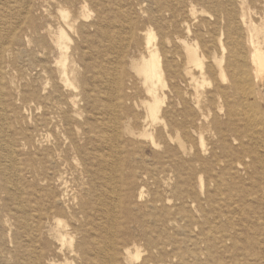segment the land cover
I'll list each match as a JSON object with an SVG mask.
<instances>
[{
	"label": "bare ground",
	"instance_id": "bare-ground-1",
	"mask_svg": "<svg viewBox=\"0 0 264 264\" xmlns=\"http://www.w3.org/2000/svg\"><path fill=\"white\" fill-rule=\"evenodd\" d=\"M52 1L56 30L38 40L40 51L37 29L18 15L11 36H0V76L8 43L12 65L26 63L25 85L12 92L40 113L21 133L30 153L15 152L8 168L0 162V210L14 205L15 225H27L22 256L29 264H264V214L256 209L264 205V0H195L208 10L200 13L190 0H136L145 30L125 9L128 0ZM200 14L205 31H193ZM69 33L78 39L74 55ZM137 34L142 47L126 73V48L140 45ZM50 41L59 53L54 71ZM4 97L0 87L9 108ZM79 132L84 153L68 177L62 145L49 142L74 148ZM40 139L42 187L30 186L23 202L19 166L23 157L33 164ZM129 145L139 146L137 160ZM232 199L241 207L232 209ZM100 217L121 229L104 244L92 225ZM9 221L0 218L2 264L13 263Z\"/></svg>",
	"mask_w": 264,
	"mask_h": 264
},
{
	"label": "rangeland",
	"instance_id": "rangeland-1",
	"mask_svg": "<svg viewBox=\"0 0 264 264\" xmlns=\"http://www.w3.org/2000/svg\"><path fill=\"white\" fill-rule=\"evenodd\" d=\"M135 2V3H134ZM190 2H192V5L195 7L196 11L198 13H200L202 10L205 12H208V10L206 9V7H204L203 5L200 4H196L195 0H190ZM186 4V3H185ZM125 9L129 12V15L131 17H133V19L136 20L139 28L141 30H145V28L147 27V24H144V17L139 15V6L137 4L136 0H128L127 3H125ZM138 7V8H137ZM60 8L62 10H68L71 9L75 12H78V6H75V8H66L65 6L60 5ZM89 14L91 15L90 18H93V16L95 15V8L89 6ZM57 4L56 1H52V0H0V36L1 35H5V39L9 38L11 35H8L10 28H12V25L15 26L16 22L18 21V18L14 17L15 15L19 16V20H21V18H23V23L26 25L30 22H32L33 26L35 27V33L32 34L33 38L37 40V46L34 45V49L35 51H40L41 50V45L38 42V40L40 39H45V40H49L47 37H49V32L52 34V31L56 30V24L54 22H51L49 20V17L51 18H55L57 20ZM179 20V19H178ZM207 20L206 15H197V19L195 21L192 22V30L195 31L197 29H199V31L203 32L205 31V27L204 25H202L201 23ZM51 22V23H50ZM20 26L23 28V26L20 24ZM49 28V29H48ZM209 29V28H206ZM142 32V31H141ZM155 36H156V41L157 43H159L158 40V32L157 29L153 31ZM23 33H26L24 31L23 28ZM18 37L20 39H24V35ZM27 34V33H26ZM182 34L184 35V33L182 32ZM70 37L72 39V45H71V54L74 55L75 52L73 51V46L76 43V41L78 40L76 38V36L70 34ZM206 38L208 36H205ZM137 42L140 43V45H131L130 49L126 48V50L128 51L126 53V55L124 56V65L121 67V69L126 72L129 73L128 70V58H131V56H133L134 58H136L137 56V48H141L142 43H143V39L141 34H137ZM6 42V40L4 41V43ZM46 42V41H45ZM48 42V41H47ZM46 42V43H47ZM50 53L52 54H48L47 52V62L49 63V66L51 67V69L54 71L55 69V59L59 58V53L56 50L55 46L52 45L51 41H50ZM8 47V43L4 45V49L5 52L2 53L1 56V67H2V72L3 75L0 76V87H1V92L4 95L5 94V101H7V99L9 100V108H7L5 106V108L3 107V105L1 104L0 101V148H3V145L5 146V154H4V158H1V152L2 150L0 149V162L3 163V160L5 161V166L8 168L10 167V160L12 159V157L14 158V153L16 152V154L18 153L19 155H26L30 153V150L27 148H22L21 147V141H22V135L21 133H25L26 129H28L29 123L32 122L33 119H39V114L40 113H36L33 111V108L30 107L29 104H25L22 103L21 101L19 102L17 100L16 94L14 92H12V90L16 87L19 86L18 90L21 89V87H24L25 85V80H21L20 78V73L21 71H23L24 68L26 67H22L21 64H26L25 62H19V64L17 65V67L15 68L12 63H13V59H14V54H10L7 50H9ZM30 49V47H29ZM52 50V52H51ZM51 55V56H50ZM53 56V57H52ZM76 57V55H75ZM53 59V60H52ZM68 66L70 68H73L75 70H79L78 67L74 66L71 63V59L70 62L68 63ZM28 73H30L28 71ZM42 77V76H41ZM44 79L42 77L41 81L39 80L40 83H43ZM11 82L14 85H11ZM180 88L185 91V92H189L191 93V89L187 86L186 82H180ZM13 86V87H12ZM14 91V90H13ZM166 95L168 96L169 100L171 101L172 99V94L170 93V91H166L165 92ZM11 105H13L14 109H11ZM3 108V109H2ZM87 116L86 115H82L81 120H85ZM30 120V122H29ZM82 132H79V144L77 145V143L74 145V148L68 147L67 144H65L62 140L57 142L54 139L51 138L49 144L51 143V145H62L61 146V150H64L63 153V157H64V162L62 165V168L65 170V172L67 173L68 177L70 174L74 175L75 173L71 172L70 170L74 171V168L76 167L74 162H79V160L81 159V157H83V153L84 150H81V146H83L82 144L84 143V139L86 138L85 135L81 134ZM46 143L43 142V139L39 140V144L36 145L35 150H33L35 152V159L32 165H28V163H26L25 161V157L22 158L21 164L19 166V170H20V174H19V180L23 186V192L19 195V198L21 200H23V202L27 201V199L29 198V194H28V188L30 186H34V187H42L41 183H37V179L38 174H35V171H37L40 168V163H39V158H41L42 156H40V153L43 151V148L45 147ZM92 146V145H91ZM88 147V145L86 146V148ZM123 146H121L122 148ZM124 148V147H123ZM129 149H131V153L134 157V159H138L139 156V146L138 145H129L128 147ZM79 149V150H78ZM123 150V149H122ZM127 150V148H126ZM146 155H149V152L146 151ZM1 171V169H0ZM30 174L33 175L35 174L34 178L30 177ZM37 176V177H36ZM33 179V181H32ZM250 184V181H244L243 184L247 185ZM57 189L58 186L56 187ZM133 193L135 194V190L133 191ZM259 200L264 201V194L259 193ZM6 196L3 194L2 198L4 199ZM107 196H105L106 198ZM219 198L221 199H227L228 195L227 194H221L219 196ZM246 201H252L254 198L253 197H246ZM10 204V203H9ZM33 205V204H32ZM241 207V204L239 202L238 199H232L231 200V207H234L232 209H235L237 207ZM13 208L14 205L10 204V208L9 210H0V218L1 219H5V217H7V219L9 218V222L11 224V232L13 235V239H12V245L10 246L9 250H11L10 255H8V259L9 261L13 262L12 264H29V260L27 258H24L22 256V252L24 251L25 247L27 246V244L25 243L27 241V225L26 223H23V225L20 224H16L13 221ZM257 211L260 212L261 214H264V205L256 207ZM24 218L25 221H27V223L31 224L30 217L35 216V212L33 210H30V208H26L24 210ZM43 213V211L41 212ZM13 217V218H12ZM234 218L238 219V217ZM98 219H94L92 221V225L95 226L93 227V229H96V239H98L102 244L107 243L111 240H114L116 236L119 235L120 232V227L117 224H113L112 222L109 224V222L105 223V218L100 217V221H98ZM0 227H2V222H0ZM2 229V228H1ZM4 229V227H3ZM2 239H6V235L5 233H3L1 235ZM110 238V240H109ZM5 245L7 247H9V243L8 241L5 242ZM0 264H2L0 262Z\"/></svg>",
	"mask_w": 264,
	"mask_h": 264
}]
</instances>
